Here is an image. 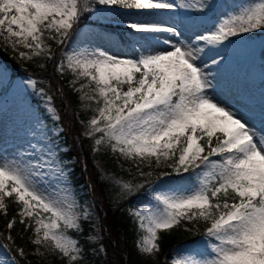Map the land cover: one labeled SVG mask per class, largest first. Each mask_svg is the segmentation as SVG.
<instances>
[{
    "label": "snow or ice",
    "instance_id": "6c2138e0",
    "mask_svg": "<svg viewBox=\"0 0 264 264\" xmlns=\"http://www.w3.org/2000/svg\"><path fill=\"white\" fill-rule=\"evenodd\" d=\"M95 2L152 17L179 9L204 12L212 4V0ZM92 11L88 0H0V37L14 50L23 49L18 54L25 60L51 59L49 42L64 44L83 15ZM125 27L130 36L111 34L109 39L136 46L133 58L85 49L67 54L57 70L72 73L70 83L81 93L82 106L92 113L82 123L83 135L93 141L95 151H111L133 162L142 178L154 176L144 167L171 170L155 175L149 185L154 207L129 210L142 233L137 264H147L144 257L159 253L161 233L181 222L206 225L202 235L208 252L199 258H176L173 264H264V134L215 100L210 94L209 65L201 64L208 50L264 30V0L240 8L212 30L192 37H185L175 24L156 19L137 20ZM222 60L213 58L211 65ZM24 83L37 90L36 79ZM38 94L45 97L51 119L59 122L53 97L43 88ZM29 147L34 161L0 162V209L7 208L9 198L19 205V223L25 231L31 230L30 242L39 257L51 256L60 264H90L79 239L84 222L91 218L90 210L67 194L60 197L43 187L49 179L62 180L65 170L50 148L39 142ZM185 173L195 178L189 187H155L166 177ZM116 183L121 200L145 188L143 181ZM15 223V218L10 220L7 229ZM98 238L99 234L90 237ZM96 251L103 252V246ZM17 252L25 255L19 246Z\"/></svg>",
    "mask_w": 264,
    "mask_h": 264
},
{
    "label": "rangeland",
    "instance_id": "374dc122",
    "mask_svg": "<svg viewBox=\"0 0 264 264\" xmlns=\"http://www.w3.org/2000/svg\"><path fill=\"white\" fill-rule=\"evenodd\" d=\"M179 2L180 0H176L177 4ZM254 2H259V0H212L211 7L204 12H198L194 9H179L176 11H161L154 17L142 16L137 10L105 6V8L101 9L102 19L100 22L102 23H89L86 27L77 29L72 37L69 38L65 56L85 49L93 50L98 48L113 55L130 58V54L123 43L109 39L111 34L120 37L130 36V30L125 27L130 22L156 19L165 24H175L185 37H192L195 34L212 30L222 18L238 12L240 8ZM110 24L118 27L122 34L119 35L112 30ZM127 45L131 49L136 50V46L128 43ZM0 46L11 49L14 52L12 53L13 57L19 62L20 66L23 69L26 67L28 60L21 58L18 54L23 49L14 50L10 45L6 44L2 37H0ZM160 47L163 48L164 46L161 45ZM220 57H223L222 62L217 65H211L213 58L219 60ZM205 63L209 65L207 71L212 74L213 89L210 94L217 102L236 112L238 117H241L244 122L257 130L258 133L264 134V30L231 38V43L208 50L201 61V64ZM28 78L32 77L23 73L19 76L11 77L9 70L0 62V162L23 160V162L27 163L30 159L34 161L35 158L30 155L32 150L29 145L37 142L46 148H50L55 154L45 128L43 127L42 129L41 127L42 123L36 111L23 100L26 94L33 91L24 83ZM62 130L60 126H57L53 132L58 135ZM94 155L104 177L114 182L117 180H135L151 184L154 176L165 169L163 166L160 168L144 167V172H153L154 176L142 178L138 175L137 169L131 161L120 157V160L115 163L106 157L102 149L99 152L94 150ZM43 187L48 192H54L60 197L67 194L70 199L78 202L81 207H87L90 210L92 215L90 220L86 221L88 234L85 238L88 243L93 245L91 251L95 255L103 253L96 251L102 245L100 243L103 226L91 189L83 188L81 190V198L78 197L74 184L67 174L60 181L49 179L43 182ZM155 187L158 190H162L167 187L177 186L168 181L163 182L160 180L156 182ZM116 197L119 199V192ZM96 234H99L98 239H90ZM139 238L140 236L131 242V253L126 251V253H129L127 254V264H137L141 257L137 248ZM207 252L205 237H201L192 244L180 247L176 251L174 258L166 264H173L174 259L185 258L189 255H196L199 258L201 255H207ZM160 254L161 249L154 256L144 257V260L147 264H161ZM39 258L45 262L60 264L58 259L51 256ZM12 260L14 259L6 247L0 244V261L11 264Z\"/></svg>",
    "mask_w": 264,
    "mask_h": 264
},
{
    "label": "trees",
    "instance_id": "16d2710c",
    "mask_svg": "<svg viewBox=\"0 0 264 264\" xmlns=\"http://www.w3.org/2000/svg\"><path fill=\"white\" fill-rule=\"evenodd\" d=\"M88 3L93 11L83 15L77 29L87 26L89 23L96 24L102 18L101 9L104 6L97 4L95 0H88ZM68 40L62 45L50 41L53 57L51 59L40 57L31 61L28 60L23 70L19 62L13 57V51L9 48L0 46V61L5 64L12 77L23 72L38 81L37 90L26 94L23 100L36 111L44 125L49 142L55 150L57 158L62 162L61 165L67 171L68 177L72 180L78 197L81 198V190L84 187L91 189L102 220L101 244L104 247V252L99 255L91 252L92 244L88 243L85 238L88 234V227L84 222V231L79 239L88 253V261L90 264H127V254L129 253L126 251L131 253V242L142 235L129 210L145 206L154 207L155 201L152 198V192L149 190L150 184H145L144 189L129 199H117V183L106 179L97 166L93 153V141L83 135L84 123L82 121L86 122L92 113L87 111L79 101L81 93L76 92L70 83L73 78L72 73L65 70L62 74L57 70L58 65L64 62V50ZM123 44L128 50L130 58H133L137 52L132 50L126 42ZM41 64L44 67H41ZM76 87H79V84ZM39 88H43L47 95L53 97V105L61 117L59 122H54L51 115L46 111L45 97L38 94ZM57 126L63 129L59 135L53 133ZM102 152L115 163L120 160L118 154H113L104 149ZM163 171L171 170L165 168ZM164 180H172L179 187H189L194 183L195 178L185 173L183 176L172 175L164 178ZM6 205V209H0V244L8 249L16 263L56 264V262H45L36 255V246L30 242L31 230L25 231L24 226L19 223L21 219L17 214L20 210L19 205L10 198L6 200ZM13 218H15L16 223L11 230H8L7 223ZM205 227L206 225L202 222H181L172 230L162 232L160 241L161 262L164 264L171 260L176 250L184 244L197 241L203 236ZM72 234L76 235L74 232ZM8 235L14 239L12 241L6 240L5 237ZM17 246L24 249L25 255L23 257L18 254Z\"/></svg>",
    "mask_w": 264,
    "mask_h": 264
},
{
    "label": "bare ground",
    "instance_id": "6f19581e",
    "mask_svg": "<svg viewBox=\"0 0 264 264\" xmlns=\"http://www.w3.org/2000/svg\"><path fill=\"white\" fill-rule=\"evenodd\" d=\"M165 47V46H164Z\"/></svg>",
    "mask_w": 264,
    "mask_h": 264
}]
</instances>
